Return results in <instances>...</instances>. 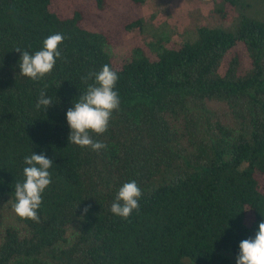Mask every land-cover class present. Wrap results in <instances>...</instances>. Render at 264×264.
Segmentation results:
<instances>
[{"label": "trees", "instance_id": "trees-1", "mask_svg": "<svg viewBox=\"0 0 264 264\" xmlns=\"http://www.w3.org/2000/svg\"><path fill=\"white\" fill-rule=\"evenodd\" d=\"M70 2L0 0V264H236L264 222V0H213L223 22L231 7L229 27L198 26L173 47L158 35L121 62L85 8L54 11ZM115 4L95 0L97 15ZM56 33L53 71L20 75L15 50L34 54ZM238 44L246 55L226 60ZM105 64L121 104L93 151L69 143L66 113ZM32 152L53 161L52 183L40 222L16 215L13 228L1 209H13ZM132 180L140 206L123 219L110 206Z\"/></svg>", "mask_w": 264, "mask_h": 264}, {"label": "clouds", "instance_id": "clouds-1", "mask_svg": "<svg viewBox=\"0 0 264 264\" xmlns=\"http://www.w3.org/2000/svg\"><path fill=\"white\" fill-rule=\"evenodd\" d=\"M61 33L49 35L43 41L41 50L30 54L26 50L17 48L21 53L19 61L20 75L32 80H40L50 74L57 59L61 58L58 46L63 42ZM118 74L105 64L99 72H89L82 80L88 84L86 91L79 96L66 113L67 124L70 128L69 143L81 148L100 151L106 145L93 139V134L102 135L107 132L109 122L114 111H119L121 100L114 90L118 82ZM53 100L42 90L36 103V108L45 111L53 105ZM23 182L15 185V200L13 205L15 214L24 220L39 223L38 209L43 200L42 195L52 183L49 169L53 165L51 159L33 152L24 157ZM142 190L135 180L126 182L119 189L110 211L117 217L127 219L134 210H139ZM88 208H84L86 214ZM236 264H264V222L258 226L255 237L242 240L239 244V254Z\"/></svg>", "mask_w": 264, "mask_h": 264}, {"label": "rangeland", "instance_id": "rangeland-1", "mask_svg": "<svg viewBox=\"0 0 264 264\" xmlns=\"http://www.w3.org/2000/svg\"><path fill=\"white\" fill-rule=\"evenodd\" d=\"M70 3H61L60 8L57 5L54 11L67 17L74 9L85 8L95 24L92 29L106 36L117 62L126 59L132 48L140 47L149 53L147 45L155 36L167 37V46L173 47L191 37L198 26L227 28L232 18L230 6L225 9V22L216 16L213 0H143L140 4L133 0H116L113 9H106L98 15L95 0H71ZM139 18L143 21L142 28H128L127 25ZM234 54L246 55L241 44L226 55V60ZM245 64L249 66L248 62ZM1 210L8 226L16 228L15 223L18 222L14 209L5 207Z\"/></svg>", "mask_w": 264, "mask_h": 264}]
</instances>
